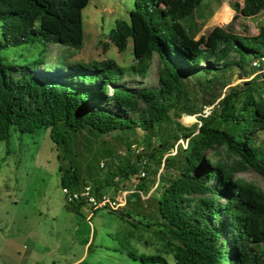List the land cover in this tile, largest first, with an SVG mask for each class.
Returning <instances> with one entry per match:
<instances>
[{
	"label": "trees",
	"instance_id": "trees-1",
	"mask_svg": "<svg viewBox=\"0 0 264 264\" xmlns=\"http://www.w3.org/2000/svg\"><path fill=\"white\" fill-rule=\"evenodd\" d=\"M88 1L0 0L4 39L0 46L39 40L80 47L82 9ZM201 1L135 0L129 22L118 19L108 34L118 50L132 38L136 61L130 66L113 58L53 65L40 58L33 65L0 59V140L8 138L12 127L22 132L44 127L63 151H70L71 140L84 129L92 133L137 126L149 132L156 129L159 161L176 144L178 155H165L163 165L174 166L177 174L155 186L158 196L151 199L155 219L146 224L159 225L174 264H264V189L234 176L246 168L264 176V140L254 141V133L264 129V91L253 85L258 73L264 84V71L252 64L264 56V22L253 34L216 24L196 37L183 21ZM230 6L234 15H254L264 10V0H242V4L236 0ZM154 54L155 84L122 83L125 74L145 75ZM247 56L255 71L244 85L231 86L207 115L188 107V78L216 80L217 71L241 66ZM182 110L188 118L197 114V120L182 125L177 120ZM180 137L187 139L186 146L176 143ZM220 148L224 156L219 155ZM209 149H214L211 158L206 156ZM136 155V162L117 165L108 177L136 173L142 159L145 168L150 154ZM88 170V180L99 193L109 178L99 181L97 173ZM84 180L73 156L61 174L62 188L80 190L88 184ZM138 185L141 189L144 183ZM132 193L130 201L140 199L137 191ZM68 202L77 212L86 204L81 198ZM138 257L141 264H168L161 254Z\"/></svg>",
	"mask_w": 264,
	"mask_h": 264
},
{
	"label": "rangeland",
	"instance_id": "rangeland-1",
	"mask_svg": "<svg viewBox=\"0 0 264 264\" xmlns=\"http://www.w3.org/2000/svg\"><path fill=\"white\" fill-rule=\"evenodd\" d=\"M233 1L236 0H202L183 22L196 37L216 24H231L246 33H256L264 22V10L254 15H234L235 10L230 6ZM237 1L242 4V0ZM134 5L135 0H89L82 9L84 37L80 47L35 40L0 46V59L5 63L33 65V61L40 58L45 65H53L113 58L120 65L130 66L136 61L132 38L128 37L125 48L118 50L108 34L118 19L129 22ZM1 23L0 43L4 40ZM157 62L158 57L154 54L145 75L125 74L122 83L134 87L155 84ZM254 71L248 58L241 66L234 64L217 71V79L213 81L201 82L191 76L186 89L188 107L199 112L204 104L216 107L225 91L235 84L244 85ZM204 76L200 78L204 79ZM253 85L264 91L260 73ZM186 110L180 111L177 120L190 126L197 120V114L188 118ZM145 135H150V139L147 140ZM181 139L185 143L183 137L176 143L181 144ZM262 140L264 129L254 133L256 144ZM158 144L156 129L149 132L137 126L105 133L84 129L71 140L70 151H63L50 137L48 128L22 132L12 127L8 138L0 140V264H141L138 257L141 254H161L168 264H174L172 253L166 249V240L159 233V225L146 224L155 219L151 201L158 196L155 186L177 174L174 166L163 165L165 155H178L176 144L161 156V161L156 149ZM137 148L140 154H150L143 168L145 174H139L138 170L129 173L128 177L116 174L108 177L117 165L136 162ZM213 153L214 149H209L206 156L211 158ZM219 155L224 156L222 148ZM73 156L86 177L84 183L93 186L87 175L90 167L97 173L99 181L105 176L109 178V184H105L100 193L117 199L122 190H134L140 199L130 201L135 192L130 193L119 210L100 207L93 210L90 218L87 217L90 208L85 203L79 212L73 210L61 184V174ZM234 176L251 180L264 189V176L252 168L236 170ZM140 182L144 183L139 190L147 195L145 198L136 190ZM122 211L124 214L120 213Z\"/></svg>",
	"mask_w": 264,
	"mask_h": 264
},
{
	"label": "built area",
	"instance_id": "built-area-1",
	"mask_svg": "<svg viewBox=\"0 0 264 264\" xmlns=\"http://www.w3.org/2000/svg\"><path fill=\"white\" fill-rule=\"evenodd\" d=\"M252 64L257 67V71H264V56L261 57V59H256L252 61ZM211 104L204 105V108L201 109V112L199 114L207 115L211 111ZM184 141L181 139V144L183 146H186L187 139ZM136 152H140L139 149H136ZM145 162V159H142L140 162L141 168L139 167V174L144 175L145 170L143 169L144 166L143 163ZM63 191L67 194L68 198L67 200L71 199H78L81 198L83 201L86 202L88 205V208H90L88 213V218H90L93 210L98 209L100 207H106V208H112V209H118L121 206H124L127 201V197L130 193H132L134 190H122L121 196L117 199L104 194V193H96L91 184H85L81 187L80 190H68L67 188L63 187ZM140 191L141 197L145 198L147 195L142 194L141 190L136 189Z\"/></svg>",
	"mask_w": 264,
	"mask_h": 264
}]
</instances>
